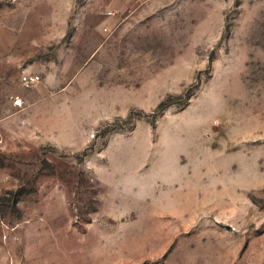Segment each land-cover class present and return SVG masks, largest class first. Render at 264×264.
<instances>
[{
    "label": "rangeland",
    "instance_id": "374dc122",
    "mask_svg": "<svg viewBox=\"0 0 264 264\" xmlns=\"http://www.w3.org/2000/svg\"><path fill=\"white\" fill-rule=\"evenodd\" d=\"M0 264H264V0H0Z\"/></svg>",
    "mask_w": 264,
    "mask_h": 264
},
{
    "label": "built area",
    "instance_id": "2783aa9c",
    "mask_svg": "<svg viewBox=\"0 0 264 264\" xmlns=\"http://www.w3.org/2000/svg\"><path fill=\"white\" fill-rule=\"evenodd\" d=\"M25 80L28 83H37L40 80V76L39 75H28L25 77Z\"/></svg>",
    "mask_w": 264,
    "mask_h": 264
},
{
    "label": "trees",
    "instance_id": "16d2710c",
    "mask_svg": "<svg viewBox=\"0 0 264 264\" xmlns=\"http://www.w3.org/2000/svg\"><path fill=\"white\" fill-rule=\"evenodd\" d=\"M169 105V103H167V102H162L161 104H160V106H159V108L154 112V114L155 113H157L159 110H161V109H164L166 106H168ZM110 129H113V128H108V129H106V131H110Z\"/></svg>",
    "mask_w": 264,
    "mask_h": 264
}]
</instances>
